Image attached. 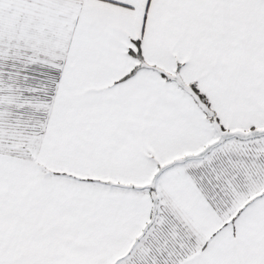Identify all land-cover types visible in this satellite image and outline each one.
Masks as SVG:
<instances>
[{
  "label": "snow or ice",
  "instance_id": "1",
  "mask_svg": "<svg viewBox=\"0 0 264 264\" xmlns=\"http://www.w3.org/2000/svg\"><path fill=\"white\" fill-rule=\"evenodd\" d=\"M0 264H264V0H0Z\"/></svg>",
  "mask_w": 264,
  "mask_h": 264
}]
</instances>
